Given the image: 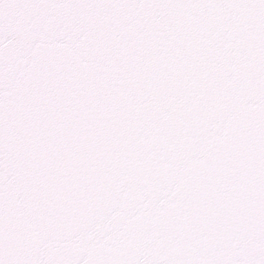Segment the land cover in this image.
I'll return each mask as SVG.
<instances>
[{
	"label": "snow or ice",
	"instance_id": "obj_1",
	"mask_svg": "<svg viewBox=\"0 0 264 264\" xmlns=\"http://www.w3.org/2000/svg\"><path fill=\"white\" fill-rule=\"evenodd\" d=\"M0 264H264V0H0Z\"/></svg>",
	"mask_w": 264,
	"mask_h": 264
}]
</instances>
